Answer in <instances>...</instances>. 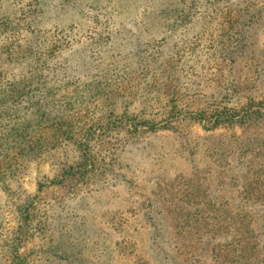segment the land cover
<instances>
[{"label":"trees","instance_id":"obj_1","mask_svg":"<svg viewBox=\"0 0 264 264\" xmlns=\"http://www.w3.org/2000/svg\"><path fill=\"white\" fill-rule=\"evenodd\" d=\"M137 1L127 10V0H0V264H264V174L237 189L258 203L198 202L199 183L182 188L180 173L161 170L170 151L157 136L188 121L209 130L264 124V99L245 93L250 83L264 87V0ZM111 26L144 37L133 50L113 47L100 31ZM167 29L181 35L176 50L166 32L156 36ZM203 55L218 69L210 91L198 74ZM244 69L242 79L248 71L256 79L242 83ZM133 79L149 80L139 97ZM232 144L210 142L202 157L210 167H238ZM181 146L173 158L187 155ZM261 150L250 162L264 167ZM31 161L53 168L37 179L34 197L21 181ZM138 174L152 187L136 207L124 203L127 192L97 196L109 183H127L124 191ZM53 186L62 191L38 196ZM8 201L11 229L2 216ZM102 202L111 206L97 225L92 204ZM31 238L38 248L22 252ZM90 243L107 250L96 258Z\"/></svg>","mask_w":264,"mask_h":264},{"label":"rangeland","instance_id":"obj_2","mask_svg":"<svg viewBox=\"0 0 264 264\" xmlns=\"http://www.w3.org/2000/svg\"><path fill=\"white\" fill-rule=\"evenodd\" d=\"M120 4L125 5L124 1L125 0H120ZM128 4L125 5L127 7V10H134L136 8V2H139L137 0H127ZM136 29H130V30H125L122 29L121 27L118 26H111L108 30H100L102 34L108 35L111 39L110 45H113V47H120L121 45H124L126 49H135L137 46L138 40H142L144 37L143 34L140 33L141 30H136ZM208 30V29H207ZM206 30V31H207ZM135 31V32H134ZM164 32L165 35H164ZM208 32V31H207ZM261 30H259V33ZM143 33V32H142ZM156 34V33H154ZM159 35H164L167 37L169 41V47L170 50H176L177 47L182 46L181 42L179 41L181 35L178 32H174V29H167V31H163L160 34H157L156 36ZM217 32H214V37H217ZM211 37L210 34H204L203 35V42L201 46H204V51L207 50L206 46L208 45V40ZM123 39V40H122ZM139 40V41H140ZM166 42V39H165ZM77 50V49H76ZM79 51V49H78ZM77 51V52H78ZM79 53V52H78ZM106 56V55H105ZM207 55H203V60H204V67H203V62L202 60H199V65L200 66V71L198 74L203 80V85H207L208 87L203 89L202 91H210L212 90L213 84L218 83L216 76V73L218 71L217 66L215 64L214 58L208 59L206 57ZM177 57V55H176ZM176 57L171 61L172 64L176 63ZM213 59V60H211ZM198 71V68L195 70ZM246 69H244V74H241V82L243 83L246 80H249V83L254 81L255 78V73L252 71H248L246 74V78L242 79L243 76L245 75ZM136 79V78H135ZM133 79L132 80V90H137V97H139V94L141 93L140 90H143L145 86L148 85L149 80L144 79L142 81H137ZM188 82H197L195 80L194 76L189 75L188 77ZM199 81V80H198ZM200 82V81H199ZM174 83V80L172 81ZM183 83V82H180ZM250 85H254L250 87L247 91L244 88L242 91H246L245 93L251 94L255 96L256 100L259 99H264V87H259L257 86V83H250ZM248 86V87H249ZM181 88L180 90H184L185 87H182L179 85ZM244 93V95H245ZM137 97L131 104L132 108L136 102H137ZM170 96L168 94L167 100L169 101ZM119 104L117 105V108H119ZM178 129L180 130L179 133H175L172 131H159L157 136L158 141H161L162 146H164L165 150H168L167 156H164L161 158L162 164H161V170H167L173 175L176 173H180V176H175L176 177V182H178V185L180 187H184L195 184L197 185L198 183L200 184V193L202 194V198L200 199L199 197L196 198L199 200L198 202H208V203H231L234 206L238 205L237 203H258L257 200L251 199L248 196L246 199H242L240 196L246 195V191L242 192L241 195L237 196V189L243 188L244 183L247 180H251L254 177H256V174H264V167H260L257 165V163H252L250 160L253 159V157H260L263 155L262 152V147L264 148V124L260 123V125L256 126L251 123L249 125H241L237 124L232 127H224V126H219L216 127L213 130L207 129L205 126L198 122L194 121H188V122H183L178 124ZM258 135L256 136V134ZM247 135V138H246ZM250 135V136H249ZM224 139L225 141H228L229 143L232 144V150L230 154V159L236 163V160L238 159L241 162H239V166L235 167L234 165L231 166V168H227L228 166L225 167H210L207 165V161L203 159V155L207 156L205 153V146L207 147V144L210 142H217L221 141ZM259 141V143H258ZM199 143V146H197V143ZM247 142H252L248 145ZM182 144L181 151L185 154L187 151V155L184 156L182 155L181 157H175L171 154V152L174 151V149L179 147V144ZM194 143H196V147L194 146ZM263 143V144H260ZM222 145V144H219ZM226 145V143H225ZM251 145V146H250ZM252 145H256L255 149L252 147ZM230 146V145H229ZM252 148L253 151L248 150L249 148ZM204 152V153H202ZM179 155V154H176ZM243 161V162H242ZM257 161V160H256ZM37 163L31 161L29 163V168L26 171V173L22 176V189H24V194H28L30 197H34V195L37 193V179L43 174H47L48 176L52 175L53 173V168L52 165L50 164L49 161H43L36 166ZM145 169L149 170L151 169V166L145 165ZM161 170L159 172H161ZM177 171V172H176ZM157 176V175H155ZM113 175L110 172H107V177L105 178L108 180V178L111 181H114L112 178ZM140 174H138L135 177L129 178L130 182H128V186L125 188L124 191H122L119 187L124 186L126 184H119L116 182L115 185L106 184L104 187L101 189L99 195L100 200H106L109 201L108 195L111 193H120L122 194L123 192H127L125 195H129L131 199L127 198L124 200V203H137L135 201L142 202L146 200L147 197L150 196L151 193V187L152 185L150 183L143 182L140 179ZM190 177H192V180L187 181ZM104 176H102L100 179H105ZM93 180L92 178H90ZM113 183V182H112ZM89 188H93L97 186V183H90ZM204 188V189H203ZM191 188H189V191ZM62 191V187H57L53 186L50 187L47 191H41L38 196H54L56 193H59ZM193 191L192 193H194ZM249 192V191H248ZM255 191H253L254 193ZM248 194V193H247ZM252 194V193H251ZM210 198H212L211 202ZM133 199V200H132ZM38 201V200H37ZM125 205V204H124ZM111 206V203H93L92 207L94 209L93 213H95L93 216L95 218V222L98 225L99 220V212L101 209H106ZM124 207V206H123ZM122 207V208H123ZM131 207H136L135 205L132 204ZM121 208V209H122ZM15 205L11 203V201H8L7 203H3V210H2V216H4V223L6 224L7 228L11 229L14 226L17 225V217L16 213L14 211ZM97 209V210H96ZM120 209V210H121ZM68 212V209H65ZM125 210V208H124ZM136 209L135 211H137ZM77 216H81V211L74 210L72 208L71 211H69ZM129 212H127L128 215ZM120 214V212H119ZM65 215V214H64ZM129 216V215H128ZM130 217V216H129ZM134 221V220H133ZM90 249V254H96V258H100L105 252L106 246L100 245V246H91V243L89 244ZM37 241L34 238H31L30 241L25 242V244L21 247V251H31L30 249H37ZM88 253V255H90ZM202 264H209V262H204Z\"/></svg>","mask_w":264,"mask_h":264}]
</instances>
